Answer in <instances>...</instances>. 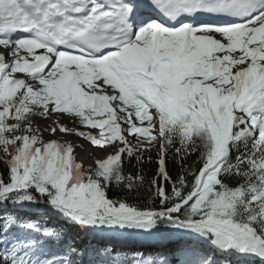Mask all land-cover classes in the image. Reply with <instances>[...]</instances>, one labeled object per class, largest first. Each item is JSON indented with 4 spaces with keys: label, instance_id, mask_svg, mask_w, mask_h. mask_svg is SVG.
Segmentation results:
<instances>
[{
    "label": "snow or ice",
    "instance_id": "snow-or-ice-1",
    "mask_svg": "<svg viewBox=\"0 0 264 264\" xmlns=\"http://www.w3.org/2000/svg\"><path fill=\"white\" fill-rule=\"evenodd\" d=\"M0 264H264V0H0Z\"/></svg>",
    "mask_w": 264,
    "mask_h": 264
},
{
    "label": "trees",
    "instance_id": "trees-1",
    "mask_svg": "<svg viewBox=\"0 0 264 264\" xmlns=\"http://www.w3.org/2000/svg\"><path fill=\"white\" fill-rule=\"evenodd\" d=\"M154 170H155V163L144 166V171L148 174H151L152 172H154ZM117 193H118V190H114L113 192H110V196H112L113 198H118ZM128 202L132 204L142 203V201H137V200H132V199H130Z\"/></svg>",
    "mask_w": 264,
    "mask_h": 264
},
{
    "label": "rangeland",
    "instance_id": "rangeland-1",
    "mask_svg": "<svg viewBox=\"0 0 264 264\" xmlns=\"http://www.w3.org/2000/svg\"><path fill=\"white\" fill-rule=\"evenodd\" d=\"M47 138V137H46ZM73 140H75V138L73 137ZM85 141H80V143L83 145V148L85 149V150H88L89 152H95L96 150L95 149H93L90 145H86L85 143H84ZM87 143V142H86ZM88 144V143H87ZM99 153H97V155H98ZM87 155H83V154H79L78 155V158L79 159H82V160H84V161H87V159L89 160V162H90V159L88 158V157H86ZM81 157V158H80ZM88 162V163H89Z\"/></svg>",
    "mask_w": 264,
    "mask_h": 264
},
{
    "label": "bare ground",
    "instance_id": "bare-ground-1",
    "mask_svg": "<svg viewBox=\"0 0 264 264\" xmlns=\"http://www.w3.org/2000/svg\"><path fill=\"white\" fill-rule=\"evenodd\" d=\"M77 153H78V155L79 154H85V155H87L86 157H88L89 159H90V157H91V155H92V152H89L88 150H85L84 148H82V149H80V148H77ZM81 158V157H80ZM86 163H88L89 162V160L87 159V161H85Z\"/></svg>",
    "mask_w": 264,
    "mask_h": 264
}]
</instances>
